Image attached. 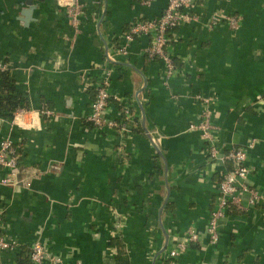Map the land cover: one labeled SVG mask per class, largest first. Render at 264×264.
<instances>
[{"label":"crops","instance_id":"obj_1","mask_svg":"<svg viewBox=\"0 0 264 264\" xmlns=\"http://www.w3.org/2000/svg\"><path fill=\"white\" fill-rule=\"evenodd\" d=\"M28 1L0 0V60L27 101L0 116V142L9 139L19 154L15 170L0 167V179L11 181L0 183V235L19 243L0 249V264L23 263L36 238L54 264H169L170 248L190 229L197 240L175 264H264V203L247 204L246 193L210 243L229 164L209 160L190 128L207 110L220 155L244 147L246 181L264 195V0H196L194 17L170 35L167 82L163 62L145 55L147 35L128 41L126 55L116 47L133 21L161 14L168 0H89L77 29L58 0H31L29 18ZM110 63L107 117L128 106L125 132L87 120ZM136 120L144 132L133 129ZM113 236L126 246L121 260Z\"/></svg>","mask_w":264,"mask_h":264},{"label":"built area","instance_id":"obj_2","mask_svg":"<svg viewBox=\"0 0 264 264\" xmlns=\"http://www.w3.org/2000/svg\"><path fill=\"white\" fill-rule=\"evenodd\" d=\"M89 0H58L59 4L64 5L66 13L71 24L77 29L80 15L83 12L85 2ZM153 0H142V3L148 4ZM196 4V0H168L161 14L146 20H135L129 28L123 33V42L117 44L119 54H127L126 43L133 40L139 35H147L149 43L146 49L150 57L159 58L163 64V77L165 82L174 74V64L172 57L168 54L167 47L170 41L171 33L186 19L193 18L192 8ZM215 21L226 19L233 28L237 27V19L235 17H223L217 13L213 15ZM112 64L102 67V76L95 87L94 98L91 102V110L87 116V120L97 128H115L117 131H127L125 121L131 116L128 106H123V115L117 119L107 117V106L111 98L108 92V85L112 71ZM7 69L6 62L0 60V71ZM207 103L208 100L204 99ZM49 113L48 110H45ZM190 128L197 130L201 139L205 141L206 155L209 160H218L220 157L224 161L231 162V168L223 172L222 178L218 183V195L216 206L212 210L207 226L209 239L211 244H215L219 240L218 220L225 215V210L231 207L243 209L241 194H247V204L257 205L264 203V195L256 188L248 185L246 178L249 173V166L246 163V149L242 146H231L224 155H220L221 150L217 145L216 128L211 122L210 113L205 110L202 115L197 117L196 122L190 124ZM252 139L249 146L254 144ZM19 154L17 148L9 139H3L0 142V167L15 170L17 167ZM1 184H10V178L4 177L0 179ZM1 217V212H0ZM197 240V232L190 229L185 238L175 240L174 245L169 250L170 263L175 264L176 258L183 254L186 250L188 242ZM19 246L17 240L7 238L0 235V249L14 250ZM116 252V250H115ZM28 264H54L57 260L49 258L46 247L39 238H36L29 247Z\"/></svg>","mask_w":264,"mask_h":264},{"label":"trees","instance_id":"obj_3","mask_svg":"<svg viewBox=\"0 0 264 264\" xmlns=\"http://www.w3.org/2000/svg\"><path fill=\"white\" fill-rule=\"evenodd\" d=\"M147 18H142L140 20H146ZM129 27V26H128ZM126 29V28H125ZM149 59H157V57H150L147 52L145 53ZM159 59V58H158ZM95 92V91H94ZM27 104L26 98L21 95L19 91L16 90L13 78L11 77L8 69L0 71V116L5 118L12 117L14 111L18 108H25ZM120 109L123 111V106L121 105ZM131 111V110H130ZM135 131L144 132L145 127H143L140 121L136 120ZM132 129V130H133ZM228 169L231 168V162L228 161ZM231 206H229L230 208ZM109 244L116 249L115 258L122 259L126 256V246L120 236H113L109 241ZM29 258L28 255L25 257L23 263L19 264H28ZM125 264V263H122Z\"/></svg>","mask_w":264,"mask_h":264},{"label":"water","instance_id":"obj_4","mask_svg":"<svg viewBox=\"0 0 264 264\" xmlns=\"http://www.w3.org/2000/svg\"><path fill=\"white\" fill-rule=\"evenodd\" d=\"M27 4H28V7L24 10V12H23V16H27V17L29 18L30 14H31V11H32V9H33V7H34V5H33V3H32L31 0H29V1L27 2ZM142 121H144V115H142ZM147 135H148V138H149L151 144L153 145V147L156 149L157 152H159L158 147H157V146L153 143V141H152L151 134L148 133ZM161 210H162V208H161ZM160 212H161V211H160ZM167 241H168V237H167V234H166V243H167Z\"/></svg>","mask_w":264,"mask_h":264}]
</instances>
